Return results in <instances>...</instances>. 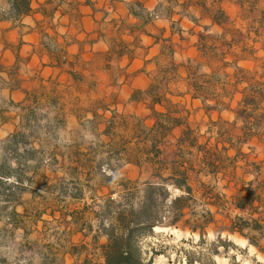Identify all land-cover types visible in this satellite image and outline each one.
Returning <instances> with one entry per match:
<instances>
[{
	"label": "rangeland",
	"instance_id": "rangeland-1",
	"mask_svg": "<svg viewBox=\"0 0 264 264\" xmlns=\"http://www.w3.org/2000/svg\"><path fill=\"white\" fill-rule=\"evenodd\" d=\"M212 2L206 0L205 7L211 9ZM221 6L228 16L226 28L197 27L205 35V48L212 51L205 68L196 69L192 63L188 73L182 69L185 75L175 81L168 56H163L157 67L149 70L152 79L162 81V94L184 93L171 96L178 102L179 112L173 119L179 125L171 133L155 125L146 102L139 100L143 96L140 92L135 90L133 100L124 106L116 99L118 86L106 84L101 72L93 69H68L53 74L55 77H42L39 88L22 103L8 100L0 92V264H104L95 253L89 259L84 253H69L82 251L79 245L90 240L78 230L69 232L70 212L93 206L100 196L116 188L115 184L105 186L106 176L140 181L152 177V161L142 159V165H138L116 157L119 148L126 150L127 155L132 152L135 133L148 135L147 143L161 139L163 159L171 161L178 138L185 131L189 141L197 137L198 141L209 140L221 149L225 145L233 159L221 152L223 165L215 173H190L194 200L185 220L194 222L208 210L214 220L197 231L187 226L188 221L176 228H156L145 239L151 244L146 249L148 255L154 256L152 264H264V254L236 231L243 225L236 216H245L249 221L254 219L252 214L260 218L264 215V202L258 205L256 201L248 213L235 206L247 194V199L255 201L258 188L264 189V176L250 184L244 179L256 170L257 163H262L264 174V157L259 159L260 151L248 144L264 131V122L257 129L252 124L262 111H254L246 119L230 111L207 114L200 101L190 98L186 88L189 77L210 76L218 69L217 78L231 80L227 86L235 101L242 96V90L246 94L264 92V0H223ZM214 45L217 49L212 50ZM221 51L227 52L228 60L237 66L220 68L219 61L224 56ZM158 66H163L162 70ZM238 66L246 72H240ZM223 70L229 77L223 75ZM111 72L119 80L120 72ZM235 77L243 78V82L232 84ZM166 83L171 85L166 87ZM260 106L264 109V100ZM2 121L7 124L3 126ZM251 126L249 132L247 128ZM191 150V156H187L198 167L202 148ZM100 185L102 189L96 192L91 188ZM81 187L82 199L76 197ZM245 232L255 234L248 229ZM219 238L233 246H216L214 242ZM260 242L264 244V239Z\"/></svg>",
	"mask_w": 264,
	"mask_h": 264
},
{
	"label": "crops",
	"instance_id": "crops-1",
	"mask_svg": "<svg viewBox=\"0 0 264 264\" xmlns=\"http://www.w3.org/2000/svg\"><path fill=\"white\" fill-rule=\"evenodd\" d=\"M205 5L206 0H0V92L22 103L42 77L85 68L118 86L116 99L128 106L135 90L149 87V70L161 57L177 64L179 76L192 63L196 69L208 65L197 27L216 24ZM111 70L120 72L119 80ZM248 144L260 151L259 159L264 157V131ZM262 169L257 163L244 179L257 181ZM257 192L264 198L262 186Z\"/></svg>",
	"mask_w": 264,
	"mask_h": 264
},
{
	"label": "trees",
	"instance_id": "trees-1",
	"mask_svg": "<svg viewBox=\"0 0 264 264\" xmlns=\"http://www.w3.org/2000/svg\"><path fill=\"white\" fill-rule=\"evenodd\" d=\"M220 2L221 0H214L212 8L206 9L210 11L213 24L226 28L228 16ZM207 28L209 26H204V29ZM198 35L205 43L203 32H199ZM227 46L231 47L230 45ZM213 49H217L215 45ZM210 51L211 49H209ZM221 53L224 56L219 61L220 68L227 69L231 65H236V62L232 64L233 62L228 60L227 52L221 51ZM169 62V65L173 68L175 81H177V78L180 77L178 66L173 61ZM237 69L240 72H246L245 68L238 66ZM218 72L219 70L216 69L210 76L200 74L189 77L187 81L191 89H187V93L192 95L193 98L199 99L202 109L207 114L214 111H230L246 119L252 117L254 111H262L257 122L252 123L255 124L254 127L257 129L264 122V109L260 106L264 100V92L259 90L257 94L254 91L246 94L242 90V96L235 101L234 93L227 86L231 80L226 81L217 78ZM222 73L226 78L229 77L225 70ZM242 82L243 78L235 77L234 82L231 83L239 84ZM169 83H166L165 86L169 87L171 85ZM161 86L162 81L157 82L154 78L148 88L137 91L143 95L140 96L139 100L146 102L148 109L151 111V116L154 118L155 125L164 132L171 133L173 128L179 125L178 122L172 119V114L178 112V102H174L171 96H183L184 93L179 92L178 94L168 95L167 92L162 94ZM248 86L256 87V84L248 83ZM188 129L189 132L192 131L190 126H187ZM252 129V126L247 128L249 132ZM185 133L186 131L178 138L177 151L171 161L163 159L162 140L158 139L157 142L147 143L148 135L143 137L135 133L133 138L136 139V145L133 147L132 152L128 154L133 156H128L126 150L120 148L116 150L117 159H122L124 162L142 165V159L152 161V177L140 181L118 176L113 179L112 176H106L104 178L105 186L108 188L115 184L116 188L110 190L106 195L100 196V201L93 202V206L87 205L81 209L72 210L69 214L72 216L70 220L72 226L69 232L78 230L84 238L90 236L89 242L79 245L82 251L73 250L68 251L69 253L72 255H82L84 253L85 259H89V256L95 253L103 260L104 264H152L154 256L153 254L148 255L149 251L146 249V246L151 244L146 242L145 239L152 236L156 228H176L188 221L187 226L192 231H197L198 229H205L213 222L214 214L210 210L205 211L202 217L195 219L194 222L185 220V214L188 209H192L191 202L194 200L193 187L189 182L190 173L205 170L215 173L223 165L221 152L224 156L227 155L226 158L233 159V156H229V148L225 145L221 149L218 144H212L209 140L200 142L197 137L189 141ZM193 147L202 148L198 167L193 164L192 158L187 156H191ZM235 163L234 165H236ZM117 170V168L114 169L115 174ZM91 188L96 192L102 189V185L95 188L91 186ZM82 190L83 187L78 190V196L76 197L83 198ZM174 190L181 191V193L174 194ZM249 197L250 195L247 194L244 196L242 203H235L236 208L243 209L248 213L250 207L257 205L256 201H258V205H262L264 202V198L259 196L255 201L247 199ZM236 220L243 224L236 231L247 237L249 242L264 254V244L260 242V239H264V215L251 221L247 220L245 216L239 215L236 216ZM245 229L255 232V234L250 235L245 232ZM214 243L217 244L216 246L222 245L224 247L232 245L221 238Z\"/></svg>",
	"mask_w": 264,
	"mask_h": 264
},
{
	"label": "built area",
	"instance_id": "built-area-1",
	"mask_svg": "<svg viewBox=\"0 0 264 264\" xmlns=\"http://www.w3.org/2000/svg\"><path fill=\"white\" fill-rule=\"evenodd\" d=\"M253 218H257L256 214H253Z\"/></svg>",
	"mask_w": 264,
	"mask_h": 264
}]
</instances>
